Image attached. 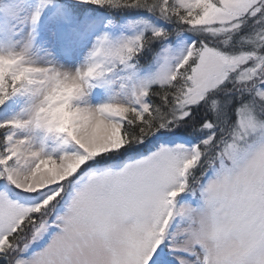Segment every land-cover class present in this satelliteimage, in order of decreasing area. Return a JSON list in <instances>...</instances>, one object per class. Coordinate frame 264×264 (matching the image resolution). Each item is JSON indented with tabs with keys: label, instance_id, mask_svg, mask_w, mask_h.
Listing matches in <instances>:
<instances>
[{
	"label": "snow or ice",
	"instance_id": "1",
	"mask_svg": "<svg viewBox=\"0 0 264 264\" xmlns=\"http://www.w3.org/2000/svg\"><path fill=\"white\" fill-rule=\"evenodd\" d=\"M0 264H264V0H0Z\"/></svg>",
	"mask_w": 264,
	"mask_h": 264
}]
</instances>
